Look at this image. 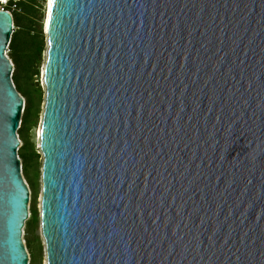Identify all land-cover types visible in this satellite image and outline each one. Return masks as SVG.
<instances>
[{"label": "water", "instance_id": "water-1", "mask_svg": "<svg viewBox=\"0 0 264 264\" xmlns=\"http://www.w3.org/2000/svg\"><path fill=\"white\" fill-rule=\"evenodd\" d=\"M14 31L0 10V264H30ZM46 33L48 264H264V0H51Z\"/></svg>", "mask_w": 264, "mask_h": 264}, {"label": "rangeland", "instance_id": "rangeland-1", "mask_svg": "<svg viewBox=\"0 0 264 264\" xmlns=\"http://www.w3.org/2000/svg\"><path fill=\"white\" fill-rule=\"evenodd\" d=\"M14 2V1H13ZM36 10L25 11L21 10V17L19 26L15 27V36L17 35L16 49L17 53L8 52L9 58L12 60L13 57H25V59H32L33 45L28 32L31 30L28 27L30 25L37 26L38 22L43 23V37L44 46L42 54L40 57L35 56V61L29 69L30 76L28 72H25L23 67V61L19 65L14 64V74L18 76L19 81L15 86L17 90L21 92V96L27 101V110L23 112L22 121L24 124L21 129L18 130V135L20 139L19 146V157L20 154L23 157L28 156L31 158L29 167L24 169L23 159L21 158L23 166V177L28 184L31 192V199L29 203V213L30 217L26 221L25 227L23 229L22 239L24 245L30 256V264H48L46 245L44 238L42 236L41 229V199H42V163L43 155L40 150V129L42 124V118L45 108L46 99V88L44 84V68L47 60L48 51V41L46 33V14L48 13V0H36L35 1ZM10 7L11 12L14 13L17 10L15 5L8 3L7 7ZM13 61V60H12ZM26 63V67H28ZM38 69V74L36 70ZM19 84V85H18ZM33 157V158H32ZM24 158V157H23Z\"/></svg>", "mask_w": 264, "mask_h": 264}, {"label": "trees", "instance_id": "trees-1", "mask_svg": "<svg viewBox=\"0 0 264 264\" xmlns=\"http://www.w3.org/2000/svg\"><path fill=\"white\" fill-rule=\"evenodd\" d=\"M35 1L36 0H17L16 2L11 1V5H13V6L15 5V7L20 10V11L17 10L14 13L11 12L12 16H13V23H14L15 27L19 26L20 17H21V10H24V12L25 11H29V12L33 11L35 13V10H36L35 9L36 6L34 4ZM10 7L8 6L7 9L11 11ZM42 25H43V23L41 21H39L37 26L30 25L28 27V30H29V28L31 29L28 32H30L29 33L31 35L30 37H32L31 39H33L32 45H33L34 52H32V59L26 60L25 57H23V56H21L20 58L19 57H13L12 58L13 61L10 59L13 63H15V65H19L21 63V61H23V67L25 68V72L26 71L28 72L29 76H30L29 69L35 61V56L38 55L40 57V55L42 54V50H43V46H44V37H43ZM16 44H17V35L15 36V32H14L12 35L11 43L9 45V49H10V51H12L13 54L17 53ZM27 62H29L28 67H26ZM36 74H38V69L36 70ZM30 78H31V76H30ZM13 81L16 84L19 81L18 76H16L14 73H13ZM18 91L21 92L19 89H18ZM26 110H27V101L25 102L24 111H26ZM23 124H24V121H22L20 129L22 128ZM20 156L23 159L24 169L26 167H29V163L31 162V158H29L28 156H25L24 154H23L24 158L22 157L21 154H20Z\"/></svg>", "mask_w": 264, "mask_h": 264}, {"label": "built area", "instance_id": "built-area-1", "mask_svg": "<svg viewBox=\"0 0 264 264\" xmlns=\"http://www.w3.org/2000/svg\"><path fill=\"white\" fill-rule=\"evenodd\" d=\"M11 1H15L16 2L17 0H4V1L0 0V10H7V11L11 12L10 10L7 9V5ZM8 52H9V49L6 52L7 56H8Z\"/></svg>", "mask_w": 264, "mask_h": 264}, {"label": "bare ground", "instance_id": "bare-ground-1", "mask_svg": "<svg viewBox=\"0 0 264 264\" xmlns=\"http://www.w3.org/2000/svg\"><path fill=\"white\" fill-rule=\"evenodd\" d=\"M4 1V0H3ZM50 3H51V0H48V13H47V17L45 19V22H46V27L45 29H47V23H48V20H49V12H50Z\"/></svg>", "mask_w": 264, "mask_h": 264}]
</instances>
